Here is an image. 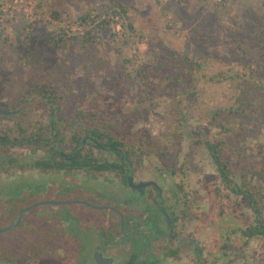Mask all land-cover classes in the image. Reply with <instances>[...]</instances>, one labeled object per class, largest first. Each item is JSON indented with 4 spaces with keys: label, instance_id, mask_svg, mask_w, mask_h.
I'll return each mask as SVG.
<instances>
[{
    "label": "rangeland",
    "instance_id": "1",
    "mask_svg": "<svg viewBox=\"0 0 264 264\" xmlns=\"http://www.w3.org/2000/svg\"><path fill=\"white\" fill-rule=\"evenodd\" d=\"M116 1L127 9V18L111 13L110 0H0V110L18 109L19 102L42 92L44 86L56 85L66 98L60 103L63 119L82 113L78 126L97 119V125L112 126L122 139L142 134L161 144L163 153L179 155L178 163L191 161L192 165L182 167L188 171L185 185L205 212L206 222H218L224 236L251 225L255 215L248 199L232 193L209 152L201 147L202 141L197 143L190 133H205L212 143H225L226 156L236 162V183L244 184L240 176L244 171L246 180L253 186L260 183L264 194V116L256 114L258 106L264 111V73L255 74L262 80L260 90L250 69L243 67L254 59H243L238 51L243 46L264 54V0ZM103 20L110 25H98ZM220 73L233 80L211 83ZM127 78H133L134 85L127 84ZM161 89L166 93L159 95ZM192 93L198 96L192 99ZM242 94L246 113L240 112L237 119L244 121L248 131L239 130L241 125L225 131L214 125L208 110L227 108L230 100ZM35 99L17 114L41 122L49 133L52 107L39 106ZM180 113L187 115L183 121L178 120ZM13 123L1 119L0 129ZM182 128L188 135L177 150L171 139ZM67 142L63 146L69 151ZM45 156L46 148L0 150V162L6 164L5 158L12 157L19 161L16 166H29ZM16 166L9 174L0 169V197L5 196L0 203V230L11 227L23 209L44 202L64 203L40 205L16 229L0 234V264H93L87 258L90 254L61 261L38 255L44 226L37 221L61 217L70 222L72 211L84 210L79 202L88 197L71 189L87 191L95 182ZM215 233L208 231L211 236ZM215 238H208L206 247L220 250L219 264H264V240L234 249L229 244L226 250L221 242L216 251ZM231 238L233 242L237 236Z\"/></svg>",
    "mask_w": 264,
    "mask_h": 264
},
{
    "label": "flooded vegetation",
    "instance_id": "2",
    "mask_svg": "<svg viewBox=\"0 0 264 264\" xmlns=\"http://www.w3.org/2000/svg\"><path fill=\"white\" fill-rule=\"evenodd\" d=\"M182 130L173 135L177 138L171 139L175 149L188 135L185 128ZM190 134L197 143L200 140L202 144L207 141L215 145L218 143H212L210 138L205 139L208 135L205 133L192 131ZM142 136L137 134L134 138H123L120 148L105 147L91 135L84 136L81 150L85 149L88 159L99 162L105 169L56 172L78 180H93L97 187L93 184L87 191L83 187L80 190L79 187L71 189L73 194L77 192L88 197L79 202L84 210L72 211L70 222L61 217L37 221L44 226V239L38 255L54 256L61 261L65 257L90 254L87 258H91L93 264H97V254L112 260L109 264L221 262V257L217 255L220 254L217 244L221 243L222 229L220 225L217 227L218 222H206L205 212L193 201L194 194L185 185L188 171L182 170L186 160L178 163L180 156L168 153L141 156ZM149 142L153 148L158 146ZM95 146L99 149H95ZM201 147L206 149L203 145ZM61 155L68 161L74 158L64 153ZM48 158L45 156L38 161ZM188 165H192V162L188 161L185 166ZM39 172L45 175L53 173H44L41 169ZM168 180L170 185L165 187ZM96 229L100 232L96 233ZM211 229L216 231L212 245H215L217 252H213L212 248L207 250L206 240L209 238L211 241L214 237L208 234Z\"/></svg>",
    "mask_w": 264,
    "mask_h": 264
},
{
    "label": "trees",
    "instance_id": "3",
    "mask_svg": "<svg viewBox=\"0 0 264 264\" xmlns=\"http://www.w3.org/2000/svg\"><path fill=\"white\" fill-rule=\"evenodd\" d=\"M112 3V12L114 15H122L125 18L128 17V11L125 7L122 6V4H119L116 0H110ZM110 11L106 12V15L111 14ZM85 22L88 23L87 17L84 18ZM101 27L108 26L110 23L106 20H103V22L99 23ZM129 29L133 30V26L129 25ZM238 51L241 53L243 59H247L248 57H252L254 59V62H247V64H243V67L245 65V68L250 69V74L252 73V78H255L256 82L254 84L260 88V90H263L262 87V80L257 75H260L261 73H264V54L260 52L259 50H249L247 48H244L243 46H240ZM261 55V59L258 60L257 57ZM255 74H257L255 76ZM246 75V74H245ZM130 78H127V84L132 86L134 83H131ZM233 80V78H228L223 73H220L216 76H214L211 79V83L215 84H222V83H229ZM177 82H183L186 83L185 80L177 79ZM126 84V85H127ZM39 92H35L33 97L31 99H24L22 102H19L18 109L24 110L25 106L29 105L32 100H34L35 96L37 98L35 99L37 102H39V106H50L52 107V113L50 115V125L48 128L49 133H46L45 128H43L41 122L34 123L31 120L25 119L23 116H19L17 114L18 109H14L12 111L8 110L5 105L4 112L14 113L13 115L8 116H0L1 119L4 120H11L14 123L12 125H8L6 128L0 129V150H15V149H27V148H46L47 149V156L49 157L46 160L41 161H32V163L29 166H16L19 162L17 159L12 157H6L4 164V161L0 162V169L4 171V174H9L11 169H14L15 166L19 167V169H25V168H37L41 169L44 173L49 172H59V171H83V170H89L92 171L94 169L96 170H103L101 165H99V162L97 161H90L88 159V153L85 151V149L81 150L82 148V141L84 140V136L91 135L92 137L96 138L100 141V143H103L105 147H115L120 148L123 144H120V140H122L121 134L115 133L114 128L112 126H108L106 124L105 126L97 125L100 123L99 120L94 119L92 121H89V125L78 126L76 125L77 122H82L84 115L82 113L78 114L77 118H71L70 120L63 119L60 113H64V109L61 108V101H65V96L61 95L58 92L56 85L51 86H44ZM166 93V90L161 89L159 92V95H163ZM198 95L192 93L191 98H196ZM250 100L254 99V96L250 95ZM244 95L242 94L240 97H234L232 101L229 102L232 103L230 106H225L227 108H220L216 107L214 111H209L210 116L212 118V123L216 125L217 127L221 128L222 130L229 129L236 125H241L238 127L239 130L244 129L245 132L248 131V128L244 126V121L237 119V116L240 115V112L246 113L244 107ZM264 100V99H263ZM228 102V103H229ZM242 104V105H241ZM251 107H255L254 103L251 101L249 102ZM37 105V104H33ZM194 105V104H193ZM229 107V108H228ZM63 110V112H62ZM259 112H256V114L263 115L264 111H261L258 106ZM239 111V113H238ZM187 115L185 114H178V120L183 121ZM229 117V119H228ZM72 123V124H66V123ZM94 125V128H91ZM120 129V127H119ZM230 133V132H229ZM228 133V134H229ZM70 134V135H69ZM81 134V135H80ZM259 135L256 134L255 137H258ZM78 137V138H77ZM177 138V137H175ZM69 139V140H66ZM74 140H76V144L74 145ZM68 141V142H67ZM70 143L71 147L69 151L64 150L65 143ZM106 142V143H105ZM223 142H218L216 145L211 144L210 142H205L204 144L200 143V145H203L208 150L214 164L216 165V168L218 170V173L220 174V178L222 181L226 184L228 188L231 189L232 193L236 196H244L248 199V204L251 205L252 211L255 215L254 222L245 227V228H237L234 231H232L227 236H224L223 233L221 234L220 241L223 244L222 250H226L230 246L232 249L238 248V245L241 243H249L251 241H260L264 240V214L262 211L263 206V200L264 194L262 192V186L259 183L258 186H253L249 183V181L246 180V172L241 171L240 176L242 181H244L243 185H239L236 183L237 176H235V169L237 168L236 162L233 161V156H226V149L224 147ZM232 144V143H231ZM95 149H99L98 147H94ZM163 148L162 145H158L157 147L153 148L150 146L149 140H147L145 137L142 136V151L140 155H147V154H154L157 153L159 155L163 154ZM176 148V147H175ZM178 150V148H177ZM61 153H64L67 157H74L72 161H68L64 159V157L61 155ZM92 154V152H91ZM90 154V155H91ZM59 159V160H58ZM58 160V161H57ZM9 167V168H7ZM4 195V194H3ZM22 195V194H21ZM3 198L5 196L0 197V203L3 202ZM21 209H19L20 211ZM18 212L15 211V213ZM234 236H237V238L232 242V238ZM229 247V249L231 248Z\"/></svg>",
    "mask_w": 264,
    "mask_h": 264
},
{
    "label": "water",
    "instance_id": "4",
    "mask_svg": "<svg viewBox=\"0 0 264 264\" xmlns=\"http://www.w3.org/2000/svg\"><path fill=\"white\" fill-rule=\"evenodd\" d=\"M8 115H13V113L4 112V111L0 110V116H8ZM141 187H144V186H141ZM71 203L72 202H68V204H71ZM40 205L57 206V205H61V204L60 203H56V202H44V203H41L39 205H35V206H32V207H28L26 209H23V210H21L19 212L16 222L11 227L3 229V230H0V234H5V233H8V232L16 229L20 225V223L22 222L24 216L26 214H28L29 212L35 210ZM95 261H96L97 264H109V263H111L112 260L104 259L102 255L97 254L96 257H95Z\"/></svg>",
    "mask_w": 264,
    "mask_h": 264
},
{
    "label": "built area",
    "instance_id": "5",
    "mask_svg": "<svg viewBox=\"0 0 264 264\" xmlns=\"http://www.w3.org/2000/svg\"><path fill=\"white\" fill-rule=\"evenodd\" d=\"M220 1V0H219Z\"/></svg>",
    "mask_w": 264,
    "mask_h": 264
}]
</instances>
